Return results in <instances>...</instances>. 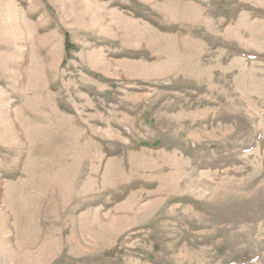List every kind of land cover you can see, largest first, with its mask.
Instances as JSON below:
<instances>
[{"label": "rangeland", "instance_id": "374dc122", "mask_svg": "<svg viewBox=\"0 0 264 264\" xmlns=\"http://www.w3.org/2000/svg\"><path fill=\"white\" fill-rule=\"evenodd\" d=\"M0 264H264V0H0Z\"/></svg>", "mask_w": 264, "mask_h": 264}, {"label": "trees", "instance_id": "16d2710c", "mask_svg": "<svg viewBox=\"0 0 264 264\" xmlns=\"http://www.w3.org/2000/svg\"><path fill=\"white\" fill-rule=\"evenodd\" d=\"M235 259H237V257Z\"/></svg>", "mask_w": 264, "mask_h": 264}]
</instances>
